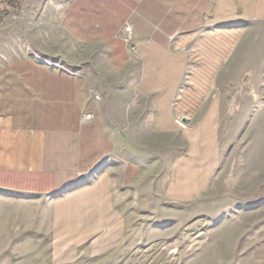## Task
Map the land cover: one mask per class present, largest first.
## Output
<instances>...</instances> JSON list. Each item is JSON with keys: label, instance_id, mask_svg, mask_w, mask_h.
<instances>
[{"label": "crops", "instance_id": "crops-1", "mask_svg": "<svg viewBox=\"0 0 264 264\" xmlns=\"http://www.w3.org/2000/svg\"><path fill=\"white\" fill-rule=\"evenodd\" d=\"M27 7L1 12L0 231L23 229L52 264H71L122 246L126 192L159 186L170 203L209 193L223 78L239 63L254 71L255 48L264 54V0Z\"/></svg>", "mask_w": 264, "mask_h": 264}, {"label": "rangeland", "instance_id": "rangeland-1", "mask_svg": "<svg viewBox=\"0 0 264 264\" xmlns=\"http://www.w3.org/2000/svg\"><path fill=\"white\" fill-rule=\"evenodd\" d=\"M33 1L0 0V10L6 12L8 6L26 10ZM59 35L68 49L85 52ZM260 50L255 48L254 71L239 63L224 75L220 161L209 193L193 202L170 203L159 186L150 193L126 192L120 199L128 220L122 246L71 264H264V54ZM55 60L50 61L65 66ZM9 228L0 231V264H52L45 248L36 250L28 242L25 230Z\"/></svg>", "mask_w": 264, "mask_h": 264}, {"label": "built area", "instance_id": "built-area-1", "mask_svg": "<svg viewBox=\"0 0 264 264\" xmlns=\"http://www.w3.org/2000/svg\"><path fill=\"white\" fill-rule=\"evenodd\" d=\"M134 36V28L131 22H127L123 28L122 34L119 35L127 44L132 40ZM94 118L92 113H83L82 121L83 123H90Z\"/></svg>", "mask_w": 264, "mask_h": 264}, {"label": "trees", "instance_id": "trees-1", "mask_svg": "<svg viewBox=\"0 0 264 264\" xmlns=\"http://www.w3.org/2000/svg\"><path fill=\"white\" fill-rule=\"evenodd\" d=\"M2 21H3V19L1 18V19H0V23H2Z\"/></svg>", "mask_w": 264, "mask_h": 264}, {"label": "water", "instance_id": "water-1", "mask_svg": "<svg viewBox=\"0 0 264 264\" xmlns=\"http://www.w3.org/2000/svg\"><path fill=\"white\" fill-rule=\"evenodd\" d=\"M1 16H2V14H1V10H0V19H1Z\"/></svg>", "mask_w": 264, "mask_h": 264}]
</instances>
